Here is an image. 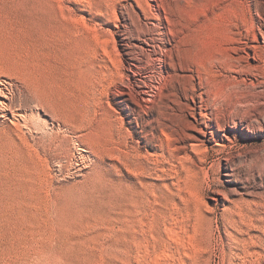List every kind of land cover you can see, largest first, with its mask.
<instances>
[{
    "label": "rangeland",
    "instance_id": "374dc122",
    "mask_svg": "<svg viewBox=\"0 0 264 264\" xmlns=\"http://www.w3.org/2000/svg\"><path fill=\"white\" fill-rule=\"evenodd\" d=\"M0 82V264H264V0H0Z\"/></svg>",
    "mask_w": 264,
    "mask_h": 264
},
{
    "label": "bare ground",
    "instance_id": "6f19581e",
    "mask_svg": "<svg viewBox=\"0 0 264 264\" xmlns=\"http://www.w3.org/2000/svg\"><path fill=\"white\" fill-rule=\"evenodd\" d=\"M161 11L165 12V14L167 13V11L164 9L163 3L161 1H159V8L157 7L158 15L156 14V17L158 20H161V17L159 16L160 15L159 13ZM165 18L168 19L167 15H165ZM5 92L6 91L4 90V85L0 82V115L1 116H7V110L10 107L9 106L10 104L8 103V100H7L8 96L6 95ZM14 115H19V114L13 113L12 116H14ZM160 264H165V263L160 262Z\"/></svg>",
    "mask_w": 264,
    "mask_h": 264
}]
</instances>
